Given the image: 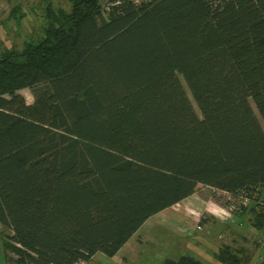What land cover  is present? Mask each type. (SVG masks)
<instances>
[{"label": "trees", "instance_id": "16d2710c", "mask_svg": "<svg viewBox=\"0 0 264 264\" xmlns=\"http://www.w3.org/2000/svg\"><path fill=\"white\" fill-rule=\"evenodd\" d=\"M70 1L0 52L5 248L20 264L114 256L205 186L264 231V0Z\"/></svg>", "mask_w": 264, "mask_h": 264}, {"label": "rangeland", "instance_id": "374dc122", "mask_svg": "<svg viewBox=\"0 0 264 264\" xmlns=\"http://www.w3.org/2000/svg\"><path fill=\"white\" fill-rule=\"evenodd\" d=\"M49 5L55 10L69 11L72 2L0 0V52L22 49L26 41L42 37L48 23L45 10ZM21 93L28 103L34 101L30 88L22 89ZM229 200L239 202V198L230 199L225 193L200 187L189 197L149 217L117 254L108 256L98 252L85 264H164L167 258L177 259L182 254L193 255L204 264H223L217 258V249L201 250L206 241L212 242V246L228 245L232 241L230 235L237 232L241 239L235 240L232 247L242 252L243 264H259L264 258V231L250 224L249 213L236 219L227 207ZM251 230L258 232V236L251 235ZM9 233L0 222V264H20L17 253L5 248Z\"/></svg>", "mask_w": 264, "mask_h": 264}, {"label": "crops", "instance_id": "0c3cea01", "mask_svg": "<svg viewBox=\"0 0 264 264\" xmlns=\"http://www.w3.org/2000/svg\"><path fill=\"white\" fill-rule=\"evenodd\" d=\"M235 218L237 219L238 217H236L235 216ZM209 220V219H208ZM206 223V222H205ZM228 223V222H227ZM250 233H251V235H253V236H258L257 234H258V232H253L252 230L250 231ZM238 232L237 233H235V235H230V237H231V239H232V241H230V243H228V245H231V246H233V243L235 242V240L236 241H238V239H241V238H238ZM242 237V236H241ZM207 240H208V238H206ZM242 239H243V237H242ZM206 241V240H205ZM207 243V245L205 246V248H202L203 250H201V252H206L209 248L208 247H212V248H214V249H217V252H218V250H219V248L220 247H222V246H224V245H222V244H216V245H214V246H212V242L210 243L209 241H206ZM216 252V253H217Z\"/></svg>", "mask_w": 264, "mask_h": 264}, {"label": "built area", "instance_id": "2783aa9c", "mask_svg": "<svg viewBox=\"0 0 264 264\" xmlns=\"http://www.w3.org/2000/svg\"><path fill=\"white\" fill-rule=\"evenodd\" d=\"M135 1L137 2V1H139V0H135ZM85 262H86V261H80V262H78V263H76V264H85Z\"/></svg>", "mask_w": 264, "mask_h": 264}]
</instances>
